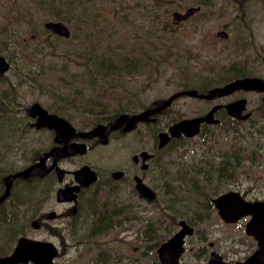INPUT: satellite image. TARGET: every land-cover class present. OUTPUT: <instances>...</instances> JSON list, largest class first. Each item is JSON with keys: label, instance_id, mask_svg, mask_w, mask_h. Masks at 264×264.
Wrapping results in <instances>:
<instances>
[{"label": "rangeland", "instance_id": "obj_1", "mask_svg": "<svg viewBox=\"0 0 264 264\" xmlns=\"http://www.w3.org/2000/svg\"><path fill=\"white\" fill-rule=\"evenodd\" d=\"M99 1L88 0V5L93 6ZM122 1L121 12L130 8L126 17L128 22L124 18L122 23L123 42L135 41L130 39L135 37V51L138 55L147 51L149 58L143 59H150L149 65L111 69L107 75L99 74L92 86L89 84L92 73L87 70L82 54L72 52L68 60L64 54L43 46L45 38L52 34L43 23L53 18L44 13L40 0H0V54L10 63L0 75L1 174L27 165L50 141L49 131H37L29 126L28 110L33 101L64 116L76 128L85 129L98 122L92 118L93 113L69 108L67 104L72 98L80 96L75 95L74 90L81 88L86 90L81 96L83 98L100 99L106 102L102 104L108 109L124 108L121 111L134 113L182 89L184 79L194 85L206 76L233 78L232 74L236 71L230 65L234 61L239 67L236 76L264 78V0H216L207 6L193 3L200 5L199 11L202 12H196L183 21L174 20L172 13L191 5L186 0H162L157 3L151 0ZM108 6L106 3L98 17V28L101 30L107 27L109 21ZM219 29H225L228 36H218L216 32ZM105 30L112 32L113 27L108 25ZM80 32L78 29L76 38H72L73 48L79 51L89 49ZM160 33L165 34L164 43L160 40ZM32 37L40 41L35 45L42 47L37 53L38 58L26 57L24 52L26 46L23 41ZM153 42L156 43L153 45ZM33 47L27 50L31 51ZM156 47L161 50L153 49ZM179 53H183L187 68L179 66L184 61ZM69 77L72 81L67 83ZM262 94L260 91L240 89L232 95L246 97L249 101L247 107L252 108L260 104ZM226 98L222 96L217 100L224 101ZM211 103L188 95L177 96L154 121L140 122L126 133L116 131L107 144L89 139L86 153L64 158L60 164L66 169V179L72 178L71 170L83 162L97 171L96 181L79 193L74 212H70L72 204L55 202L53 190L58 184L55 178V185L51 178L32 184L17 182L14 186L16 194L9 199L7 211L0 212V252L11 250L17 236L27 228L29 234L47 237L57 246L55 264H159L153 244L168 237L174 230L171 221L182 217L195 227V232L186 239L187 249L182 264H198L195 252L207 240L222 241L235 237L237 247H241L235 257L243 255L245 244L249 242L243 227L221 223L211 226L218 220L214 218L213 209L206 206L200 209V201L208 194V189L213 185L219 186L221 182L216 178L209 180L203 173L191 176L183 173L187 169L185 162L209 168V164L204 162L216 161L213 152L217 153L218 147L224 145L226 148L233 139H245L235 137L233 130L255 135L257 142L264 146V129L255 130L258 126L256 122L254 125L249 120L204 124L202 134L168 145L160 153L161 160L154 162L150 174L145 175V180L153 184L157 191L154 200L137 195L128 176L121 182H111L116 185L106 188L112 168H127L129 174L132 153L141 147L151 149V142L155 141L154 131L177 118L203 113ZM92 108L96 110L98 106L92 105ZM261 115L258 113L253 118L259 120ZM225 125L232 131L228 133ZM258 152V156L245 162L237 171L235 180L228 181L227 185L231 184L236 189L250 188V196L263 198L264 150L260 147ZM159 166L163 170L156 174L155 168ZM21 196L23 198L19 202ZM39 196L42 199L40 202ZM40 204L44 210L53 205L57 213L64 215L48 220L55 228L54 232L51 231L56 233L54 235L47 236L46 228L35 229L30 225V217ZM202 218H205V227ZM94 225L102 227H98L95 236L90 235ZM203 231L206 239L200 242ZM9 233L12 235L11 243H4L3 238L10 236ZM24 264L36 263L28 261Z\"/></svg>", "mask_w": 264, "mask_h": 264}, {"label": "flooded vegetation", "instance_id": "obj_2", "mask_svg": "<svg viewBox=\"0 0 264 264\" xmlns=\"http://www.w3.org/2000/svg\"><path fill=\"white\" fill-rule=\"evenodd\" d=\"M245 76V75H244ZM241 77V76H239ZM237 78V77H234ZM232 78V79H234ZM230 79V80H232ZM229 81V80H228ZM226 81V82H228ZM224 82V83H226ZM222 83V84H224ZM221 85V84H220ZM211 88V87H210ZM196 89V88H195ZM209 89V88H208ZM207 89V91H208ZM240 90V89H237ZM198 91V90H197ZM206 91V92H207ZM236 91V90H234ZM233 91V92H234ZM199 93H206V92H200ZM233 92L225 94V95H221V96H217V97H213V98H205V97H200V96H191V97H195V98H199V99H203V100H208V101H212L211 104H209V107L206 111H204L203 113L200 114H196V115H203L205 114L207 111H209L213 106L215 105H219L213 112V118L215 119L214 122H207V121H203L200 125H199V129L196 133L191 134V135H187L185 133H181L179 135L176 136H172L169 133V126L177 121L180 118H177L175 120H173L172 122H170L167 126L163 127V128H159L158 130L154 131V136H155V141L151 142V149L147 148V147H141L140 149H138L137 151L133 152L131 155V170L130 173L131 175L129 176L128 172H127V168H120V167H116V168H112L110 170V178L109 181L106 182V188L110 189V187H113V185L115 186L116 184H113L115 182H121L122 180H124L127 176L129 177V180L133 181V187L134 190L136 191L137 195H139L140 197H142L143 199L146 200H154L157 196V191L155 189V187L153 186V184L148 183L145 180V175L146 173L150 174V172L153 169V164L154 162H158L161 160V155L160 153L166 149V147H168V145H170L172 142H176L178 140H183V139H189L192 138L198 134H202V129H203V125L204 124H215V125H220L223 124L224 122L227 124L228 122H243V121H251L250 123L254 125H258L256 127L258 128H254L255 130L259 131H263L264 129V92H262V96L259 100L260 104L258 103L256 106L252 107V108H248V99L244 96H233ZM261 92V91H260ZM185 95V94H183ZM222 96H227L228 98H226L224 101H218L217 98H220ZM176 98V97H175ZM174 98V99H175ZM239 98H245L246 102H245V108L242 110L241 113H245V112H250L249 116L247 118H236L233 115H230L228 112L227 107L225 106L226 104L233 102ZM173 99V100H174ZM172 100V101H173ZM171 101V102H172ZM38 101H33L32 102V106L31 109L28 110V115L30 116L31 121L29 122V126L30 127H34L36 128L37 131H49L50 132V141L48 142V145L45 147V149H43L42 151L40 150V152L34 156L32 158V160H30V162L27 164H31L33 162H35L36 160H38L41 156H43L46 152H48L49 150H51L52 147L56 148V153L54 155H48L45 158V165L48 168V170L46 171V173L44 174H33L31 176L28 177H22V176H12L11 174L19 169L16 170H7L5 172H3L2 174L0 173V196L5 192V189L7 186H9V192L8 194L0 201V212L1 213H5L7 211L8 208V201L11 197H13L14 194H16L14 192V186L17 184V182L21 181L22 183H29L32 184V182H39V181H43L45 178L49 179L51 178V180L53 181V185H55L56 183H54V178L56 179V181L58 182V184H56L54 187V197H55V202L60 203V204H72V208L70 212H74L75 211V206L77 205L78 202V195L79 193H81L85 188H89L97 179V171L96 169L86 163L83 162L81 164H79L77 167L87 164L89 165L90 168H92L95 171V178L88 184L84 185V184H79L78 187H76L73 190V198L70 200L64 199V200H59L57 198V190L61 187H71V186H75L76 185V180H75V176H74V170L77 168H74L73 170H71L72 172V178L66 179V169H64L61 166V161L64 158H70V157H74L76 155H82L84 153H86V151L88 150V140H94L96 143L100 142L103 144H107L112 136V134L116 131H121L122 133H126L128 131H131L133 129H135L138 124L140 122H152L156 119V116L161 113L162 111H164L167 107H169V104L167 107H165L164 109L160 110L159 112L155 113V114H151L148 117L144 118L143 120L139 121L135 126L131 127V128H126L125 122L123 123H115L116 122V118L117 116H115L112 120H99L97 123H95L94 125L85 128V129H80V128H76L67 118V120L75 127V132L80 131V130H87V129H91L96 125H105L104 128H101L100 131L97 134H93V135H88L86 137H80V136H76V135H72L71 137H69L66 141L60 142L58 140H56L55 136H56V131L54 128L48 127L46 125H37V120H38V115L36 113H34V107L33 104L36 103ZM40 103V102H38ZM68 104V103H67ZM157 104V103H156ZM155 104V105H156ZM40 105L46 109L47 113H53V114H58L57 112L53 111V110H49V108L45 107L44 105H42L40 103ZM261 105V106H260ZM69 106V104H68ZM70 108V106H69ZM72 108V107H71ZM74 108V107H73ZM147 108V107H146ZM145 109V108H143ZM142 110V109H141ZM140 111V110H138ZM136 111V112H138ZM134 112V113H136ZM128 113V112H127ZM258 113H262L260 119L262 118V120H256L255 118H253L254 116H257ZM129 114H133V113H129ZM193 115V116H196ZM62 116V115H60ZM64 117V116H62ZM191 117V116H188ZM65 118V117H64ZM184 118V117H181ZM261 122H263L261 124ZM116 124V125H114ZM228 127L227 132L229 133V130H231V128L228 125H225ZM253 128V127H252ZM160 132H166L169 134V137L166 139L165 142H161V136H160ZM233 135L235 137H245V139L243 140H238L236 141L235 139H233L232 141H230L227 145V147L225 148L224 145L222 146V148H219V151H217V153H214V157H216V161H214L212 159V161L208 160L205 161L204 163L209 164V168L204 169L202 166H195L192 162L189 163H184V165H186L187 169L184 171L183 175H195V174H206V178L207 179H211V178H216V180L220 183L221 182V186H211L210 189H208V194L204 197V199H202L200 201V209L201 206L204 208L209 207L211 209H213L214 212V218H218L217 221H214L211 226H214L217 223H221L225 226H234V225H238L239 227H243V230L247 236V239L249 240L248 243L245 244V247L243 249L244 253L243 255L239 256V257H235V253L239 252L241 247H237L238 244L237 240L235 237H229L227 239H223L222 241H215V240H207L206 244H201L199 245L197 248V252H195L198 255V264H205L207 263L210 258L212 253H215L214 255L220 257L223 261L229 263V264H236L237 261H241L244 260L248 255H250L251 253H253V251H255V249L258 248V240L252 235V234H248L246 232V223L252 218V214L251 213H247L245 215H242L240 217H238L237 219H235L234 221H228L225 220L223 215L220 213V206H218L215 202V199L225 193L228 192L230 190L233 191H237L239 193V195H241L245 200L247 201H255V200H263L264 201V197L263 198H259V197H252L249 195V190L250 188H245V189H236L235 187H231V184L227 185V182L231 180L234 181L235 180V175L237 173V171L239 169H242V167L245 165L244 163L247 162L248 160H253V157L255 155L258 156L259 152H258V148H262L264 150V146L261 145L260 143L257 142V138L255 135H251L249 132L248 133H238V131L233 130ZM244 135V136H243ZM237 139V138H236ZM161 142V143H160ZM71 143H83L84 144V150L82 152H76L73 154H68L66 153L68 151V149H66V151H62L61 148L63 145L65 144H71ZM217 150V149H216ZM143 152V153H142ZM145 152V153H144ZM56 156V157H55ZM26 166V165H25ZM115 170H120L122 171V173L119 176H114L113 172ZM163 168L161 166H159L158 168H155V173L159 174L160 171H162ZM164 173V172H163ZM168 173V172H167ZM155 175V174H154ZM7 176H9L7 178ZM138 178L145 183L150 189L151 192H153V196L148 197L145 194H143L141 192L139 183H138ZM113 182V183H111ZM113 184V185H112ZM223 186H227V188L223 187ZM109 187V188H108ZM52 193V192H51ZM20 197V196H19ZM23 196H21V200L20 198L18 199L19 202L22 201ZM43 198V197H42ZM41 196H39V202L42 200ZM202 202V203H201ZM232 207L234 208L235 205H231V212L230 214L232 215ZM46 210V211H45ZM43 209V206L40 204L38 206V208L36 209V211L34 212V214L30 217V225L32 228L35 229H41V228H46L48 230V235L47 236H51L54 235L56 233H53L55 230L54 226L50 225L48 223L49 219H55L56 217L60 216L63 217V213L59 212L57 213L56 210L53 208V205L48 207L47 209ZM48 210V211H47ZM27 219V218H26ZM180 220H185L187 224H189L192 227V231L191 233L185 234L183 237V251L181 252L180 256H179V264H182V258L184 256V254L186 253V239L189 235H192L195 232V227L194 224H191L189 220L185 219V218H178L175 220L171 221V227L174 228L173 232L166 237L164 240H162L161 242H158L156 240V242L153 244L154 245V254L157 255V258L159 260V264H162L160 256H159V251L158 248L160 246V244L167 240L169 237H171L172 235H174L176 232L179 231V229L181 228V224L179 223ZM205 218H202V223H203V227H205ZM27 222V221H26ZM102 228L101 226H97L94 225V227H92V229L90 230V235H97L99 228ZM57 231H59L58 228H56ZM53 231V232H51ZM15 232V231H14ZM60 233V231H59ZM10 236H8L7 238H3L4 243H11V239H12V235L11 233H9ZM8 234V235H9ZM205 232L203 231L200 234V242H203L206 238L204 236ZM21 236H26V237H30L33 239H40V240H48L47 237H42V236H37V235H31L28 232V229L26 228L25 231H22L16 238V241L13 245V247L11 248V250H9L6 253H1L0 255H7L9 254L17 240L19 237ZM50 241V240H49ZM54 244V243H53ZM56 246V245H55ZM156 246V247H155ZM57 247V246H56ZM58 249V248H57ZM58 254V253H57ZM156 257V256H155ZM32 262V261H31ZM27 263V262H25ZM19 264H24V263H19ZM264 264V263H263Z\"/></svg>", "mask_w": 264, "mask_h": 264}, {"label": "water", "instance_id": "obj_3", "mask_svg": "<svg viewBox=\"0 0 264 264\" xmlns=\"http://www.w3.org/2000/svg\"><path fill=\"white\" fill-rule=\"evenodd\" d=\"M200 9L199 5H189L183 11L175 10L172 13V17L176 21H183L189 18L191 15L196 13ZM44 27L50 30L52 33L68 37L71 33L69 26L62 20L49 19L44 21ZM216 34L220 37H227L228 32L225 29L217 30ZM9 62L0 54V75L3 74L9 67ZM237 89L243 90H255L264 92V78L260 76H241L229 80L228 82L216 85L208 89L206 93H199L195 88H182L171 93L167 98L163 99L159 103L153 106H149L142 109L136 113L129 114L127 112H121L115 123L125 122L126 128H131L135 126L139 121L148 117L151 114H155L160 110L167 107L171 101L180 95L188 96H200L205 98H213L221 95H225L233 92ZM245 98H239L233 102L226 104L230 115L236 118H247L250 112L241 113L245 108ZM219 105L213 106L209 111L203 115H196L191 117L180 118L173 122L169 126V133L172 136L185 133L187 135L194 134L198 131L199 125L203 121L214 122L213 112ZM34 113L38 115L37 125H46L48 127L54 128L56 131V140L63 142L66 141L72 135L86 137L88 135L97 134L101 128L105 125H96L91 129L80 130L75 132V127L64 117L47 113L46 109L43 108L40 103L36 102L33 104ZM116 125V124H114ZM161 142H165L169 137L166 132H160ZM160 142V143H161ZM68 151L66 153H76L82 152L84 150L83 143H71L62 146V151ZM56 153V148L52 147L51 150L46 152L35 162L24 166L23 168L13 172L11 175L28 177L33 174H44L48 170L45 165V158L48 155H54ZM143 153V152H142ZM145 153V152H144ZM56 157V156H55ZM122 173L120 170H115L113 172L114 176H119ZM74 176L76 180V185L71 187H61L57 190V198L59 200H70L73 198V190L79 186V184H88L95 178V171L89 167V165L84 164L77 167L74 170ZM9 176H7L8 178ZM138 183L141 192L148 197L153 196L151 189L143 183L138 178ZM9 186L6 187L5 192L0 196V201L8 194ZM215 202L220 206V213L223 215L225 220L234 221L238 217L245 215L247 213L252 214V218L246 223V232L252 234L258 240V248L248 255L244 260L237 261L236 264H263L264 263V201L255 200L247 201L245 200L237 191L230 190L219 195ZM231 205L232 207V215ZM181 228L174 235L169 237L167 240L163 241L159 248V256L162 264H179V256L183 251V237L185 234L191 233L192 227L186 223L185 220H180ZM58 249L49 240L33 239L26 236H21L18 238L13 250L7 255H0V264H19L32 261L36 264H55L54 257L57 255ZM212 253L210 260L205 264H229L223 261L220 257Z\"/></svg>", "mask_w": 264, "mask_h": 264}, {"label": "trees", "instance_id": "obj_4", "mask_svg": "<svg viewBox=\"0 0 264 264\" xmlns=\"http://www.w3.org/2000/svg\"><path fill=\"white\" fill-rule=\"evenodd\" d=\"M129 1L133 0H127L126 2ZM151 1L153 3H157V1L162 0ZM186 1L188 3L190 2L191 5L193 3H196L200 4L201 6H207L215 3L216 0ZM40 2L44 13L47 14V17L64 21L69 25V28L71 30V33L68 37H63L53 33L50 34V38H45V43L43 44V46H49L54 51H57V53L64 54L66 57L65 59L68 60L70 59V53L72 52L76 54H82L85 58L84 64L86 65L87 70L92 73L91 79L89 80L90 85L94 86V84L96 83V79L100 75H107L111 69L119 70L125 67L138 68L140 65H149L148 61L150 59H143L144 57L149 58V53L147 51H144L143 53H140L138 55L135 51L136 48L134 47L137 44L135 37L132 36L130 38L135 41L123 42L122 27L124 25H122V23L124 21V18L126 19V17L129 15L130 8L127 11L121 12V7L123 5L122 0H100L99 3L93 6L88 5V0H40ZM106 3L109 5L107 7L109 13V15L107 16V18L109 19V21H107V27L108 25L113 27L112 32H106L105 29L107 27L103 28L102 30L98 28V17L101 10L106 7ZM155 6L156 8H159L157 5ZM197 12L200 13L202 11L198 10ZM126 20L128 22V19ZM127 22L125 24H127ZM78 29L81 31L80 33L84 35L85 40H87V45L90 47L89 49H82L79 51L73 48L71 41L72 38H76ZM90 35L92 36L91 38L89 37ZM159 35L162 37L160 40H162V42L164 43L165 34L160 33ZM94 38L96 40H94ZM36 42L40 41L35 39L34 37H32L30 40L27 39L23 41V44L26 46V48L24 49V52L27 55L26 57L31 55L29 57L38 58L37 53L41 52L42 47L38 48L35 45ZM155 43L156 42H153V45ZM32 45H34L33 49L31 51H28L27 49L32 47ZM124 46H126L127 48H125ZM153 49L161 50L160 47H156ZM179 54L181 55V59L184 60L179 63V66L181 68H187L185 59L182 55L183 53ZM237 65L238 62L234 61L230 65V68L235 69L234 72H237L239 71V67ZM236 72L232 74L233 78L237 75ZM230 79H232V77L227 78L225 76H220L219 78H211L206 76L203 81H200L194 85L190 80L184 79L182 85L183 88H196L200 92H206L208 88L220 85V83L228 81ZM69 81H72L71 77H69L67 83H69ZM85 91L86 90L84 88H81L80 90H74L75 95L80 96H76L75 98L71 99V102H67L69 106L93 113L92 118H95V121L112 120L115 116L123 112L121 111V109L124 108L108 109L107 105H105L106 102L101 101L100 99L95 100L94 98L88 99L87 97H81L84 96ZM92 105H97L98 108L94 110L92 108Z\"/></svg>", "mask_w": 264, "mask_h": 264}]
</instances>
